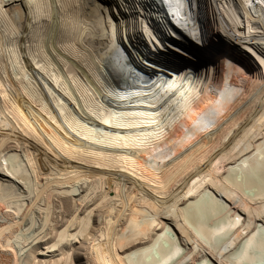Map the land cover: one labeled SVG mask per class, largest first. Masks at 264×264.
I'll return each instance as SVG.
<instances>
[{
    "label": "bare ground",
    "instance_id": "obj_1",
    "mask_svg": "<svg viewBox=\"0 0 264 264\" xmlns=\"http://www.w3.org/2000/svg\"><path fill=\"white\" fill-rule=\"evenodd\" d=\"M258 166L264 0H0V264H264Z\"/></svg>",
    "mask_w": 264,
    "mask_h": 264
},
{
    "label": "rangeland",
    "instance_id": "obj_2",
    "mask_svg": "<svg viewBox=\"0 0 264 264\" xmlns=\"http://www.w3.org/2000/svg\"><path fill=\"white\" fill-rule=\"evenodd\" d=\"M206 203V206H210V207H213V209H215L214 208V206H213V203H212V199L210 198V197H208L207 198V201L205 202ZM211 203H212V205H211ZM203 207V206H202ZM215 211V210H214ZM213 211V213H211V214H208V215H206V216H208V217H206V218H204L205 220H206V225H208V226H216V225H218L222 220H225V219H216L215 221H211L210 220V218L212 217L213 218V216L214 215H216V211L214 212ZM213 215V216H212ZM199 216H201V214H197L195 217H199ZM211 216V217H210ZM226 221V220H225ZM172 238V237H171ZM239 253V252H238ZM237 253V254H238Z\"/></svg>",
    "mask_w": 264,
    "mask_h": 264
}]
</instances>
